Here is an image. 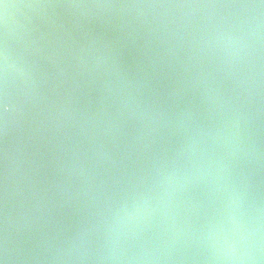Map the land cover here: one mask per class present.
Listing matches in <instances>:
<instances>
[{
  "label": "water",
  "instance_id": "obj_1",
  "mask_svg": "<svg viewBox=\"0 0 264 264\" xmlns=\"http://www.w3.org/2000/svg\"><path fill=\"white\" fill-rule=\"evenodd\" d=\"M246 4L259 0H0L8 264H222L203 233L233 189L249 264H264V7ZM208 159L227 181L173 185L167 207L109 237L118 209L156 206L163 175Z\"/></svg>",
  "mask_w": 264,
  "mask_h": 264
},
{
  "label": "clouds",
  "instance_id": "obj_2",
  "mask_svg": "<svg viewBox=\"0 0 264 264\" xmlns=\"http://www.w3.org/2000/svg\"><path fill=\"white\" fill-rule=\"evenodd\" d=\"M8 6L5 5V8ZM239 7H264V5H239ZM13 64L10 60L7 39L3 51L0 52V79L3 82L4 113L10 111L8 99V83L12 75ZM225 166L218 161L199 160L194 161L190 170L180 171L172 169L162 176L160 185L162 192L156 197V206L152 205L153 197L141 195L131 206L125 205L118 209L113 216V225L109 229V237L118 240L125 231H130L142 220H145L159 207H167L165 198H170L173 185H182L193 178L210 176L214 181H227ZM226 215L219 221L209 224L203 233V239L209 244L214 259L222 264H249L252 260L254 250L253 236L255 229L252 226L251 218L246 215L243 206V197L234 189L228 193ZM110 259H119L111 255ZM143 259H150V256H143ZM9 240H8V218L5 215V231L3 238V255L0 256V264H8Z\"/></svg>",
  "mask_w": 264,
  "mask_h": 264
},
{
  "label": "snow or ice",
  "instance_id": "obj_3",
  "mask_svg": "<svg viewBox=\"0 0 264 264\" xmlns=\"http://www.w3.org/2000/svg\"><path fill=\"white\" fill-rule=\"evenodd\" d=\"M260 5H264V0H259ZM4 113V99L3 95H0V114Z\"/></svg>",
  "mask_w": 264,
  "mask_h": 264
}]
</instances>
